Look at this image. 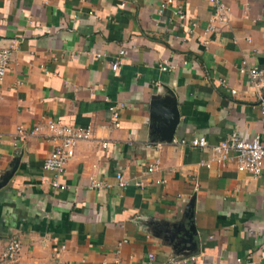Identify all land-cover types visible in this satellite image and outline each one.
Masks as SVG:
<instances>
[{
	"label": "crops",
	"instance_id": "crops-1",
	"mask_svg": "<svg viewBox=\"0 0 264 264\" xmlns=\"http://www.w3.org/2000/svg\"><path fill=\"white\" fill-rule=\"evenodd\" d=\"M162 1L0 0V45L14 43L0 81V264H264V173L212 148L264 130L238 69L264 68V0H223L219 31L207 0ZM110 104L122 105L114 125ZM46 117L93 128L64 189L43 166L54 142L15 135Z\"/></svg>",
	"mask_w": 264,
	"mask_h": 264
},
{
	"label": "built area",
	"instance_id": "built-area-1",
	"mask_svg": "<svg viewBox=\"0 0 264 264\" xmlns=\"http://www.w3.org/2000/svg\"><path fill=\"white\" fill-rule=\"evenodd\" d=\"M171 1L172 0L162 1L160 8L162 9ZM207 2L212 9L207 31H219L229 23V7L223 0H207ZM13 48L14 43L0 45V81H2L6 75ZM124 53L125 50H120V54ZM111 67L113 70H116L119 67V61H113ZM160 67L163 70H169L173 68V65L165 61ZM238 69L241 73H247L254 91L259 96L258 107L260 113L264 117V68L256 65H249L248 61L243 58L240 61ZM221 84L224 87L228 86L226 79H221ZM229 90L232 94L236 93V90L233 88ZM120 107H122V105L117 104H110L108 107L111 111L112 125L117 123L119 117L118 109ZM92 134L93 128L91 125H72L52 117H46L31 127L17 125L15 128V135L18 137L26 138L40 135L48 141L54 142L53 148L44 159L43 166L53 173L54 178L51 181V185L58 189L65 188V185L58 181V177L65 172L69 159L74 156L77 143L82 140L90 139ZM190 142L193 146L201 148L207 146V140L204 137H194ZM102 145L105 146L107 143L103 142ZM157 145L158 147L161 146L160 143ZM212 148L215 153L214 159L218 162L225 164L233 163L239 171L251 173L258 178L262 177L264 173V130L254 134L250 139L241 138L233 132L227 138L213 145ZM202 164L209 165L205 161L202 162ZM158 165L159 160L155 159L147 165L146 170L151 172L155 170ZM116 177L120 186H125L127 184L121 173H117ZM90 185L99 186L100 182L91 179ZM136 185H142V182H136ZM20 249V242L18 240H12L4 249L3 257L12 259ZM152 256V254H149V259H152Z\"/></svg>",
	"mask_w": 264,
	"mask_h": 264
}]
</instances>
